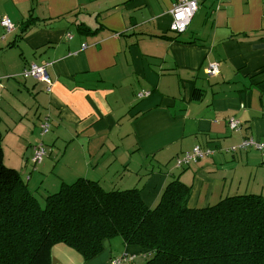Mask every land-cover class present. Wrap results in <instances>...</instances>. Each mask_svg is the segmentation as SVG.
Here are the masks:
<instances>
[{
    "label": "crops",
    "instance_id": "0c3cea01",
    "mask_svg": "<svg viewBox=\"0 0 264 264\" xmlns=\"http://www.w3.org/2000/svg\"><path fill=\"white\" fill-rule=\"evenodd\" d=\"M177 1L0 0V129L14 161L4 157L35 195L40 175L54 176L59 187L80 177L139 187L150 206L176 176L192 187L191 207L264 195L261 152L230 150L248 136L264 144V0H200L182 33L171 29ZM6 17L12 31L2 25ZM32 62L47 64L51 90L21 77ZM212 63L219 72L210 75ZM232 117L239 130L231 129ZM39 142L48 154L35 172L29 166H37ZM197 145L212 153L177 167ZM120 255L136 256L126 264L146 257L138 246L109 239L90 260L58 243L51 264H110Z\"/></svg>",
    "mask_w": 264,
    "mask_h": 264
},
{
    "label": "trees",
    "instance_id": "16d2710c",
    "mask_svg": "<svg viewBox=\"0 0 264 264\" xmlns=\"http://www.w3.org/2000/svg\"><path fill=\"white\" fill-rule=\"evenodd\" d=\"M32 20L23 23V32ZM242 142L230 150L257 149L240 148ZM4 156L0 129V264H51L58 243L90 260L117 236L146 253L142 264H264L263 194L240 193L191 207L192 187L176 176L150 206L139 187L107 188L80 177L41 202Z\"/></svg>",
    "mask_w": 264,
    "mask_h": 264
},
{
    "label": "built area",
    "instance_id": "2783aa9c",
    "mask_svg": "<svg viewBox=\"0 0 264 264\" xmlns=\"http://www.w3.org/2000/svg\"><path fill=\"white\" fill-rule=\"evenodd\" d=\"M214 1L218 2L221 0ZM199 4L200 0H178L176 3H174L172 9L170 10L173 17L171 29L177 33L184 32L190 25L195 13L197 12ZM2 25L5 29H7V31H12L15 28V24L7 17L2 20ZM217 72H219L218 63H212L207 68V73L210 75ZM20 75L23 78H34L38 81H43L47 84L48 90H51L52 79L50 77L47 64L32 62L22 71ZM3 88L4 85L0 81V93L2 92ZM147 93H149V91ZM139 95L143 96L144 92H141ZM229 125L233 130H239L241 128L240 121L235 117L229 119ZM41 128L44 134L50 130L49 117L43 121ZM251 146L260 150L264 159V144L258 142L253 137L246 138L239 147L248 148ZM236 148V146L231 147L232 150H236ZM210 153H212L211 149L202 148L201 146L197 145L192 152H188L183 157L178 158L177 166L184 167L185 165L198 161ZM47 154L48 150L46 145L43 142H39L33 149V163L36 164L41 162L44 157L47 156ZM135 257V255L114 257L111 259L110 264H126L128 262H132Z\"/></svg>",
    "mask_w": 264,
    "mask_h": 264
},
{
    "label": "rangeland",
    "instance_id": "374dc122",
    "mask_svg": "<svg viewBox=\"0 0 264 264\" xmlns=\"http://www.w3.org/2000/svg\"><path fill=\"white\" fill-rule=\"evenodd\" d=\"M20 44L22 45V47H23V44H22V42H20ZM18 51H19V54L21 53V47H19V49H18ZM12 155H13V151L11 150V148H9L7 145H6V147H5V157H6V161L9 163H11V161H14V158L12 157ZM48 157H50V156H48ZM44 158H47V156H45ZM44 160V159H43ZM42 160V161H43ZM41 161V162H42ZM41 162H39V163H41ZM37 164V166L36 167H33V165L31 164L29 167L30 168H32V170H35V172H37L36 171V168H38V163H36ZM35 164V165H36ZM43 169V168H42ZM40 171H41V169H40ZM42 172V171H41ZM33 183L32 184H36L37 186H41V188L42 189H37V190H35V192H37L36 193V195L38 196L37 198H39L40 199V201L42 202L43 200H45V198H46V196L49 194V193H51V192H53L54 193V191H55V189H59L60 187V185H61V181L60 180H58L57 178H55L54 176H52V175H47L46 177H45V175L44 176H42V175H40V178L37 180V179H34L33 181H32ZM32 186H35V185H32ZM105 186L107 187V185L105 184ZM107 188H109V187H107ZM49 192V193H48ZM52 194V193H51ZM112 239H115V240H121V239H123L122 237H120V236H117V237H114V238H112ZM120 256H122V255H120ZM137 264H140V262H139V260H137Z\"/></svg>",
    "mask_w": 264,
    "mask_h": 264
},
{
    "label": "water",
    "instance_id": "95a60500",
    "mask_svg": "<svg viewBox=\"0 0 264 264\" xmlns=\"http://www.w3.org/2000/svg\"><path fill=\"white\" fill-rule=\"evenodd\" d=\"M29 154H30V151L27 153L26 159H27V157L29 156ZM25 161H26V160H25Z\"/></svg>",
    "mask_w": 264,
    "mask_h": 264
}]
</instances>
